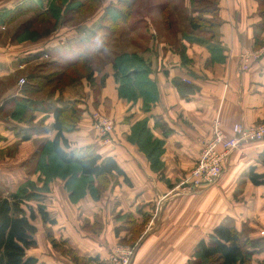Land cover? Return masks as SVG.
I'll return each mask as SVG.
<instances>
[{
    "label": "crops",
    "instance_id": "1",
    "mask_svg": "<svg viewBox=\"0 0 264 264\" xmlns=\"http://www.w3.org/2000/svg\"><path fill=\"white\" fill-rule=\"evenodd\" d=\"M24 1L0 0V196L16 193L24 206L35 199L36 209L42 206L54 219L44 223L33 210L36 244L28 254L45 264H106L125 234L122 216L128 213L142 227L130 264H187L197 243L226 222L263 242L251 264H264V184L247 176L250 167L264 172V139L233 150L215 184L191 189L185 183L215 121L230 134L234 123L264 120V58L240 69V54L264 42V0H155L156 14L134 12L127 24L146 23L150 36L142 31L146 39L125 51L147 63L152 90L135 76L116 79L114 35L96 53L87 47L103 35L102 17H94V27L84 19L43 28L31 13L10 16ZM162 4L170 9L172 28L162 24ZM49 5L41 0V11L48 13ZM176 8L186 24L173 14ZM213 8L219 24L215 35L190 30L191 17ZM81 53L91 59V77L58 88V73ZM20 77L26 79L21 87ZM69 103L78 122L63 134L65 150L91 147L112 157L128 183L120 175L119 183L97 198L86 193L72 200L65 179L45 181L36 169L39 144L56 133L53 109ZM94 111L112 120L111 142L98 137L90 118Z\"/></svg>",
    "mask_w": 264,
    "mask_h": 264
},
{
    "label": "trees",
    "instance_id": "2",
    "mask_svg": "<svg viewBox=\"0 0 264 264\" xmlns=\"http://www.w3.org/2000/svg\"><path fill=\"white\" fill-rule=\"evenodd\" d=\"M190 1L194 2V0ZM99 2L101 0H52L47 13L41 11V0H26L10 16L17 18L31 13L38 24L54 28L62 22L75 21L78 15H85L86 11H94ZM137 2L138 0H117L115 3H109L104 10L99 27L106 30L108 36H113L117 33L119 24H127L137 11ZM160 9L163 26L166 29L172 28L170 9L164 4L160 6ZM214 11V8L208 9L207 12L199 10L197 16L188 20L190 30L215 35L219 24L214 18ZM203 14H212L213 18L206 19L202 17ZM105 44L108 45L107 42ZM209 48L211 51L219 50L217 47ZM90 60V57L83 53L70 60L64 70L57 75V87L63 88L83 76L89 77L92 72ZM113 64L118 81L135 76L147 83L149 90L154 89L153 83L146 77L147 63L136 53L119 52ZM132 68L133 71L130 72ZM53 117L54 122L51 128L56 130L54 138L40 143L34 155L35 167L45 176V181L55 176L67 178L65 186L72 200H77L83 195V189H79V185L82 186L85 182L94 198L99 196L94 195L95 192H100L111 179L117 176L122 175L124 181L128 183L124 172L112 157H103L91 147L70 149L68 152L65 150L69 145L63 134L74 130L78 122L77 109L73 103L55 107ZM147 154L152 160V154L150 152ZM260 160L264 166V152ZM61 167L67 170L64 168V172H61ZM247 176L255 185L264 184V172L257 173L254 167H250ZM95 181L97 185H94ZM70 186L73 187L70 189ZM37 209L44 223H54V219L49 217L42 206H38ZM34 219L33 210L29 207L26 209L22 199L16 193L0 196V264H45L28 254V250L36 244L34 235L37 228L33 224ZM139 233L140 229L136 227L134 236ZM261 249H263L261 240L250 239L246 231H239L233 224L226 222L216 226L208 240L202 239L197 243L193 257L187 264H251L252 254ZM88 262L91 261L85 260L82 264Z\"/></svg>",
    "mask_w": 264,
    "mask_h": 264
},
{
    "label": "built area",
    "instance_id": "3",
    "mask_svg": "<svg viewBox=\"0 0 264 264\" xmlns=\"http://www.w3.org/2000/svg\"><path fill=\"white\" fill-rule=\"evenodd\" d=\"M264 58V42L258 49L244 50L240 54V69L247 70L252 60ZM26 83L24 77L17 81L19 87ZM91 122L98 137L102 142L112 141L111 131L113 123L110 118L94 111L91 113ZM264 139V120L255 124L234 123L230 134H226L218 121L212 127V137L201 145L197 162L190 169L185 183L191 189H200L215 184L222 171L224 164L230 155L242 142L260 141ZM264 234V231L260 232ZM135 246H116L112 249L106 264H130Z\"/></svg>",
    "mask_w": 264,
    "mask_h": 264
},
{
    "label": "rangeland",
    "instance_id": "4",
    "mask_svg": "<svg viewBox=\"0 0 264 264\" xmlns=\"http://www.w3.org/2000/svg\"><path fill=\"white\" fill-rule=\"evenodd\" d=\"M49 2H51L52 0H48ZM105 0H101V2H99V4H98V6L95 8V10L94 11H92V12H90V11H86L85 12V15H82V16H77L76 18H75V22H78V21H82V20H86V21H88L87 22V25H90V23H92V25H90L91 27L93 26V23H94V21H95V19H94V17H96V19L98 20L99 18H101L102 17V14H104V7L106 6V2L105 3H103ZM107 1V0H106ZM155 2V0H138V2H137V13H136V15H143V14H145V12L147 11V9H149V12H150V14L149 13H147L146 15H149V16H151V15H154V14H156V11H157V7H156V5L153 7V3ZM108 3V2H107ZM202 5V3H199L198 4V6L200 7ZM50 8V7H49ZM48 12H49V10H48ZM182 12V13H181ZM181 12L179 11V9L178 8H176L175 9V11L173 12V14H176V17H177V19L178 20H181V23L182 24H186V21H187V19L185 18V15H184V12L181 10ZM175 16V15H174ZM96 20V21H97ZM95 21V22H96ZM99 22H102V18L100 19V21ZM42 25H44V24H42ZM97 25V24H96ZM95 25V26H96ZM146 25V23L145 24H143V23H140V25H136V26H134V27H132L131 28V25H129V24H119V26H118V30L116 31L117 33L116 34H114V37H112V38H114V41L115 42H112V44L114 45V44H117V50H119L118 52H126L125 51V47L126 48H133L134 46H135V44L136 43H139V46H140V43L143 41V39L141 38L142 36L143 37H145V39H146V36H145V34H141L140 35V33H143L142 31H145V28H144V26ZM39 27H43V26H40V25H38ZM154 26V25H153ZM46 27V25H44V27L43 28H45ZM94 27V26H93ZM99 27L97 26V29H98ZM149 28H150V25H149ZM93 29V28H92ZM101 29V28H100ZM100 29H98V32L100 31ZM132 30V31H131ZM101 31L102 32H100V33H103V35L102 34H99V36H97V40H95L94 38H93V40L95 41V45H96V47H95V45L93 44H91V45H88L87 47L89 48V49H94V52L96 53V48L97 47H104V44H105V42H107V43H109V40H110V36H108L109 34H108V32L105 30H103V29H101ZM145 33H146V31H145ZM157 33V32H156ZM148 36H150L149 35V32H147L146 33ZM107 35V36H106ZM147 36V37H148ZM133 38L134 39H136L135 41H133ZM144 39V40H145ZM105 41V42H104ZM102 43V44H101ZM121 49V50H120ZM92 73H93V71L91 72V74H90V76L89 77H87V79H89L90 77H91V75H92ZM25 78V77H24ZM71 84H73V82L71 83ZM37 129H38V127H37ZM65 168V167H64ZM64 168L63 167H61V172H64ZM65 170H67V168H65ZM71 171V170H70ZM55 177H59V176H55ZM54 177V178H55ZM59 178H61V177H59ZM62 179H67V178H62ZM119 183V179H118V176L115 178V179H111L106 185H105V187H103L104 189H102L100 192H95L94 193V195H101V193L102 192H104V191H106V190H109V189H111V188H113L116 184H118ZM87 185L88 184H86V182L85 183H83V185L81 186V185H79V189H83V195H85L86 193H88V194H90V195H93V194H91V192L89 191V188L87 187ZM94 185H97V182L95 181L94 182ZM74 186V185H73ZM73 186H70V189L73 187ZM34 200L35 199H33L32 201H30L29 203H31V205L30 204H26L24 207L27 209V207H31L32 208V210H34V211H36L37 212V215L40 217V215H39V213H38V209H36V203H34ZM38 206H40V205H38ZM33 211V212H34ZM122 219H123V226H124V229L126 230L125 231V234H123L121 237H120V239H118V241H117V243L115 244V246L113 247V248H115L116 246H135L136 245V241H137V239L139 238V236H140V233L137 235V236H134V234H133V232H134V229L137 227V228H139L140 229V232H141V230H142V227H141V225L139 224H137V223H135V221L133 220V219H131V216L130 215H128V213L127 214H124L123 216H122ZM131 221H133V223L131 224ZM135 227V228H134ZM117 231H116V233H118V229H116ZM133 240V241H132ZM59 243V246H61L63 243H61V242H57V244ZM67 248L68 247H63V246H61V249H65V250H67ZM68 254L69 255H71L72 253H71V251L69 250V252H68ZM73 257H75V256H73ZM132 261V260H131ZM131 263V262H130ZM86 264H90L89 262L88 263H86Z\"/></svg>",
    "mask_w": 264,
    "mask_h": 264
}]
</instances>
